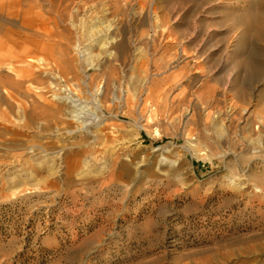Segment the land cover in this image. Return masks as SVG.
I'll list each match as a JSON object with an SVG mask.
<instances>
[{"label":"rangeland","instance_id":"374dc122","mask_svg":"<svg viewBox=\"0 0 264 264\" xmlns=\"http://www.w3.org/2000/svg\"><path fill=\"white\" fill-rule=\"evenodd\" d=\"M70 6L28 35L43 45L34 75L0 70L19 82L0 87V264H264V0ZM148 75L175 83L165 102L146 101ZM104 87L117 96L101 113L90 89ZM63 96L99 120L96 138Z\"/></svg>","mask_w":264,"mask_h":264},{"label":"bare ground","instance_id":"6f19581e","mask_svg":"<svg viewBox=\"0 0 264 264\" xmlns=\"http://www.w3.org/2000/svg\"><path fill=\"white\" fill-rule=\"evenodd\" d=\"M74 2L75 0H0V70L2 68L12 69L11 62L13 60L14 62L20 64L19 70H21V72H23L26 75L27 74L34 75L35 74L34 69H36V67L34 66V62L38 61V58H36L37 55L43 54L42 53L43 45H42V41H38V42L34 40L29 41L27 38H30V36L28 35L30 33H31L30 35L33 36L37 35L40 29L45 32V30L41 28L42 27L41 25L45 24L46 22L57 23V21H64L67 15V13H65L66 10L69 7H71L70 5ZM255 16L257 17V15H254L251 12L248 13V19L250 20H254ZM13 27H17L19 31L15 32L13 30ZM104 27L107 28V26ZM103 32H104V28H101L97 24H93L92 26H88L84 29L83 35L86 39L90 40L99 34H103ZM105 36L104 37L101 36L99 39V43L101 44L103 49H105V47H103L105 46V40L109 38ZM49 37L58 38L59 35L58 33L56 34L52 33L51 35H49ZM22 39L25 41H20ZM116 47L121 50L123 48V44L120 43L116 45ZM82 49H83L82 52L84 53L85 51H87L84 48ZM110 55L111 54L108 52L109 57L107 61L104 63L105 64L104 66H101L100 64H95L93 65L94 69L99 72L110 73L109 72L111 66ZM120 57H122V55H118L116 57V61H119L118 58ZM91 59H92V55L89 53L88 56L86 57V61H90ZM71 66L72 65L70 64L69 67L71 68ZM163 73L164 72H158V73H154V75L160 76ZM9 84L11 86H17V85L19 86V82L13 85V83L10 82L6 83L5 80L0 81V87L7 86ZM150 84H151V77L149 75L145 76L142 79V89H144V91H148L146 96V101L151 100L154 97H157L160 98L162 102L166 101L168 95L170 94V91L175 85V83H173L172 80L166 82L164 86H161V84L158 83L157 85H155L154 88L151 89L148 88ZM177 85L178 84H176V86ZM109 95L111 96L110 100L108 99ZM90 96L92 97V103L94 105L95 110L102 113L103 103L106 101H111V100L113 101L114 99H116L117 95L114 90H110L108 87H104V88H91ZM58 99L61 100L63 104L69 107L68 110H66V115H68L70 119L76 120L75 122H77V124L78 123L86 124L85 120L79 121V118L77 116L78 111H80V109L78 108L80 105L77 104V101L73 100L69 96L59 97ZM140 101L142 102L143 100L140 99ZM59 112H60L59 108H54L53 110L49 111L50 114L42 117V115H39L37 114V112L34 111L30 113L29 118L31 122L37 123L39 122L40 119H47V118L55 119ZM208 115L210 116V118H213L214 120L217 119L218 116V114L216 115L208 114ZM100 119L102 120L103 123L104 119L102 115H100ZM98 122L99 120L96 122L88 121L87 124L85 125L88 134L93 138H96L94 134L95 133L94 129L98 127L100 123ZM135 126L138 131L146 130V127L145 125L142 124V121H136ZM214 128L215 129L217 128V124H215ZM185 139L189 149H192L195 152H197L196 150L197 147L202 144L200 138L198 139L197 137L186 135ZM85 163L87 164L88 160L83 162V164ZM232 183H234V181H232ZM253 189H254V193L256 194L264 193V189L260 187L255 186Z\"/></svg>","mask_w":264,"mask_h":264}]
</instances>
